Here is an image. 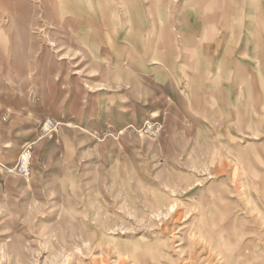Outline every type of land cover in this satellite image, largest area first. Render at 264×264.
<instances>
[{
	"label": "rangeland",
	"instance_id": "obj_1",
	"mask_svg": "<svg viewBox=\"0 0 264 264\" xmlns=\"http://www.w3.org/2000/svg\"><path fill=\"white\" fill-rule=\"evenodd\" d=\"M0 264H264V0H0Z\"/></svg>",
	"mask_w": 264,
	"mask_h": 264
},
{
	"label": "built area",
	"instance_id": "obj_2",
	"mask_svg": "<svg viewBox=\"0 0 264 264\" xmlns=\"http://www.w3.org/2000/svg\"><path fill=\"white\" fill-rule=\"evenodd\" d=\"M26 150H28V149L26 148ZM25 154H27V158H28V152L25 151V153H24V155H23V158H22V161H21V165H20V167H21V169H22L24 172H27V165H26L27 159H26V157H25Z\"/></svg>",
	"mask_w": 264,
	"mask_h": 264
},
{
	"label": "crops",
	"instance_id": "obj_3",
	"mask_svg": "<svg viewBox=\"0 0 264 264\" xmlns=\"http://www.w3.org/2000/svg\"><path fill=\"white\" fill-rule=\"evenodd\" d=\"M138 10V9H137ZM138 21H136V24L140 21V18L137 17ZM139 25H141L140 23H138ZM172 53V52H171ZM219 60H217V67L220 68L221 67V63L218 62Z\"/></svg>",
	"mask_w": 264,
	"mask_h": 264
},
{
	"label": "bare ground",
	"instance_id": "obj_4",
	"mask_svg": "<svg viewBox=\"0 0 264 264\" xmlns=\"http://www.w3.org/2000/svg\"><path fill=\"white\" fill-rule=\"evenodd\" d=\"M61 1H63V0H61ZM108 36V35H107ZM26 156V159H27V154L25 155Z\"/></svg>",
	"mask_w": 264,
	"mask_h": 264
}]
</instances>
